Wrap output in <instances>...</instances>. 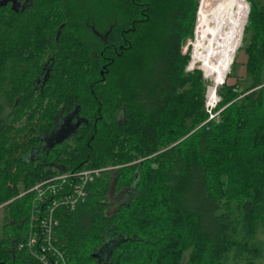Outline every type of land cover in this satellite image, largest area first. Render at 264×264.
<instances>
[{
  "label": "trees",
  "instance_id": "trees-1",
  "mask_svg": "<svg viewBox=\"0 0 264 264\" xmlns=\"http://www.w3.org/2000/svg\"><path fill=\"white\" fill-rule=\"evenodd\" d=\"M248 3L245 84L206 122L183 53L199 0H0V264H42L19 247L50 215L68 264L261 263L264 4ZM110 167L75 206L30 191Z\"/></svg>",
  "mask_w": 264,
  "mask_h": 264
},
{
  "label": "bare ground",
  "instance_id": "bare-ground-1",
  "mask_svg": "<svg viewBox=\"0 0 264 264\" xmlns=\"http://www.w3.org/2000/svg\"><path fill=\"white\" fill-rule=\"evenodd\" d=\"M210 6V9H205L204 3H202L192 65L201 66L212 78L214 86L209 90V97L212 100V97L216 95L215 88L223 85L230 73L235 54L240 47L243 29L247 23L249 7L247 0H229L223 9L222 18L217 23H211L210 15L216 11L217 5ZM101 170L104 172L109 169ZM54 205L55 207L61 205V201L55 200ZM52 220L54 221L53 217ZM56 250L57 253L49 256L48 264H58L62 259L58 249Z\"/></svg>",
  "mask_w": 264,
  "mask_h": 264
},
{
  "label": "built area",
  "instance_id": "built-area-1",
  "mask_svg": "<svg viewBox=\"0 0 264 264\" xmlns=\"http://www.w3.org/2000/svg\"><path fill=\"white\" fill-rule=\"evenodd\" d=\"M213 116V115H212ZM215 118V116H213ZM103 170H82L78 172H68L59 174L54 178L47 179L37 184L30 191L36 192L40 202L45 201L48 195L58 196L61 198V205L70 204L75 206L80 199L86 197V186L93 182L101 175ZM69 185L74 191V195L65 192V186ZM62 193V196L60 195ZM54 225L57 222L43 218L40 223L41 232L30 235L26 243L20 245V249H27L42 264H48V258L51 254L57 253L56 245L53 241ZM61 259L58 264H63Z\"/></svg>",
  "mask_w": 264,
  "mask_h": 264
},
{
  "label": "rangeland",
  "instance_id": "rangeland-1",
  "mask_svg": "<svg viewBox=\"0 0 264 264\" xmlns=\"http://www.w3.org/2000/svg\"><path fill=\"white\" fill-rule=\"evenodd\" d=\"M223 1L224 0H199V8H198V12H197V21H196L195 30H194V38L189 40L188 44L186 46H184V48H183V53L186 55L188 54L190 57V63L187 67V71L193 72L195 70H199L202 72L204 80H205V84H206L205 110L209 114V118L206 122H209L213 119H218L220 117L219 115H220V112L222 111V110H218V106H219L220 102L222 101V97L220 96V91L222 90V87L225 84V82H227V84L230 86L236 85L237 82L244 85L245 84L244 80L246 79V63L248 60V56L246 54L245 47L247 46V42H243L244 31H245L246 26L243 29L240 47L235 54L234 62L231 66L230 73L227 75V78H226L225 82L223 83V85L219 86L218 88H215L216 95L214 97H212V100L209 97V90L211 87L214 86L212 78L210 76H208L207 71L205 69H203L201 66H198V65L193 66L192 65V60H193V55H194V43H195V39H196V31H197L198 22H199L198 17H199L200 11H201L202 3H204L205 9H210V7H211L210 5H218V4H221ZM256 1L264 4V0H256ZM247 3H248V0H247ZM225 6H217L216 10L220 9L224 13L223 9ZM248 7H249V13H250V4L249 3H248ZM213 10H215V9H213ZM212 11H211V13H212ZM217 11H219V10H217ZM222 16H223V14H222ZM222 16H221V18H222ZM247 22H248V19H247ZM4 105L6 106V116H7V114H9L11 109L6 102H4ZM212 115L215 116V118H213ZM69 128L71 129V127H69ZM111 169H113V168L110 167L109 170H111ZM125 199H126V194L120 193L118 196L111 198L110 202H111L112 206L115 208L121 202H123V200H125ZM27 226L28 225L26 224L25 228H27ZM0 235H1V233H0ZM258 239L262 242V244L264 246V230H261L258 232ZM58 251L61 255V258L64 260V264H68V258L66 256V253L59 250V249H58ZM260 264H264V258L261 260Z\"/></svg>",
  "mask_w": 264,
  "mask_h": 264
}]
</instances>
